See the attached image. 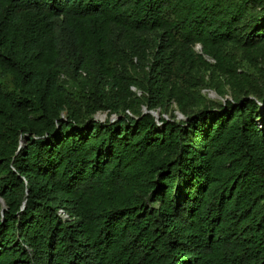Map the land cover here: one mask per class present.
Returning a JSON list of instances; mask_svg holds the SVG:
<instances>
[{
	"label": "trees",
	"instance_id": "trees-1",
	"mask_svg": "<svg viewBox=\"0 0 264 264\" xmlns=\"http://www.w3.org/2000/svg\"><path fill=\"white\" fill-rule=\"evenodd\" d=\"M1 198L0 264H264V0H0Z\"/></svg>",
	"mask_w": 264,
	"mask_h": 264
},
{
	"label": "water",
	"instance_id": "water-1",
	"mask_svg": "<svg viewBox=\"0 0 264 264\" xmlns=\"http://www.w3.org/2000/svg\"><path fill=\"white\" fill-rule=\"evenodd\" d=\"M198 48H201V45H198ZM217 94L215 91H213L211 94H209L210 97H215ZM144 112L147 113V112H150L152 113L157 120H159V117H160V113L159 111H155V110H148L147 107H144ZM178 113V117L179 118H186L180 111L177 112ZM106 116V114H101V113H97L96 114V119H104V117ZM116 115H112V120H115L116 119ZM23 144V141H21V145ZM2 204H3V209H2V213H4V210L6 208V204L4 202V200L1 198L0 199Z\"/></svg>",
	"mask_w": 264,
	"mask_h": 264
},
{
	"label": "rangeland",
	"instance_id": "rangeland-1",
	"mask_svg": "<svg viewBox=\"0 0 264 264\" xmlns=\"http://www.w3.org/2000/svg\"><path fill=\"white\" fill-rule=\"evenodd\" d=\"M206 92H208V94H211L212 92H213V90H206ZM215 97H218V95H216ZM214 97V98H215ZM106 117V116H105ZM105 117H104V119H105Z\"/></svg>",
	"mask_w": 264,
	"mask_h": 264
}]
</instances>
